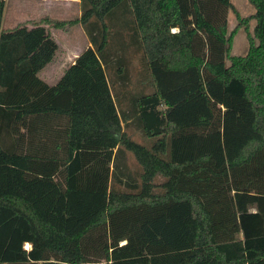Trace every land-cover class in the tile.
I'll use <instances>...</instances> for the list:
<instances>
[{"label": "trees", "instance_id": "obj_1", "mask_svg": "<svg viewBox=\"0 0 264 264\" xmlns=\"http://www.w3.org/2000/svg\"><path fill=\"white\" fill-rule=\"evenodd\" d=\"M247 1L233 56L249 18L229 32L230 0H79L78 20L6 29L0 0V264H264V0ZM77 23L90 47L49 86L50 31Z\"/></svg>", "mask_w": 264, "mask_h": 264}, {"label": "rangeland", "instance_id": "obj_2", "mask_svg": "<svg viewBox=\"0 0 264 264\" xmlns=\"http://www.w3.org/2000/svg\"><path fill=\"white\" fill-rule=\"evenodd\" d=\"M22 4H19L21 7V12L14 13L12 8L14 5V0H7L5 11H4V18L2 21V28L6 29L11 25V21L15 19L22 18V17H30L31 19H36V17L41 14L42 12L47 14H50L48 11V7L45 8V5L39 4L40 0H20ZM232 4V10L228 13V31L231 32L234 30L238 25V18L239 16L241 19L243 18H249V21L247 23V31L244 29H239L236 34L233 37V43L230 50V54L233 56H243L247 49H248V40L247 37L253 35L255 22L250 19L251 15L254 13L253 7L249 4L247 0H230ZM61 4V3H60ZM16 5V4H15ZM18 6V5H16ZM43 6V7H42ZM23 11V12H22ZM75 12V7L72 9V13ZM64 13V12H63ZM42 15V14H41ZM70 16V12L66 15V13L62 14V17ZM71 17V16H70ZM18 18V19H19ZM63 18V19H64ZM72 18V17H71ZM10 22V23H9ZM57 33L54 34V38L58 41L59 48H58V55L56 57V61L54 65V69H51L50 66H48L46 69H44L42 72L39 73V77L42 79H46L47 84H51L52 82H55L57 79H59V76H61L63 69L66 65V58L64 59V53L67 51V41L69 38L72 42V45H68V53L69 55H78L85 49H87L89 46L87 45V40L84 38L83 33L81 32L80 25H75L72 28H70L68 31H58L55 30ZM68 32V33H67ZM52 33V32H51ZM63 36L65 39L63 40L61 36ZM66 44V45H65ZM78 53H74V52ZM64 59V61H60L61 59ZM53 68V67H52ZM129 73L131 77V85L130 91H141V86L139 85V79L140 74L142 71V63L140 60V57L138 55H135L130 62L129 65ZM48 71H52L58 78H53L51 81H49L52 77L48 76ZM54 76V75H53ZM133 139L136 141H141L140 137L137 134H132ZM131 165L134 167L135 162L133 158L130 159Z\"/></svg>", "mask_w": 264, "mask_h": 264}, {"label": "crops", "instance_id": "obj_3", "mask_svg": "<svg viewBox=\"0 0 264 264\" xmlns=\"http://www.w3.org/2000/svg\"><path fill=\"white\" fill-rule=\"evenodd\" d=\"M8 1H10V0H8ZM31 1H33V0H31ZM6 3H7V0H5V6H6ZM15 4L18 5V6H16ZM19 4H22V2L20 0H14V5H13V8H12V10H13L14 13H18L19 12V14H20L21 7H20ZM39 4L45 5V8L48 7L47 9L49 10L48 12L50 14H47L46 15V13L42 12L41 13L42 15L39 14L36 17V19H31L30 17H22V18H19L18 17L19 19L18 18L15 19V22H14V20L11 21V25L8 28H13L16 25L21 24V23L32 22V21H39V20L44 19V18H49V19H51L53 21H73V20H78L80 18V15H81V10H80V6H79V0H40L39 1ZM73 7H75V12L74 13H72ZM4 11H5V8H4ZM63 12L66 13V15L70 12V16L72 18L70 16H67L65 18L62 17V14H64ZM3 18H4V13H3ZM75 25H80L81 32L83 33L84 38H86V40L88 42L87 36L85 35V32H84V29H83L82 25L79 24V23L72 25L67 30H58V31H68L69 32L70 28H72ZM50 32H52L51 34H52V36L54 38V34L57 33V32L54 29H52ZM61 38L63 40L65 39L63 36H61ZM54 39H55L56 43L58 44V41L56 40V38H54ZM70 39L71 38L68 39L67 45L65 44L66 47H67V51L66 52H63L64 53L63 54L64 55V59L66 58L67 61H66V65H65V68L62 71L61 76L63 75L64 71L74 62V60L79 55V53L76 52V51L74 53H78V55L77 54L76 55H72V54L69 55V54H67L68 53V45H72V43L70 44V42H72L71 41L72 39L71 40ZM87 45L90 47L89 42L87 43ZM58 46H59V44H58ZM57 55H58V51L56 52L54 61L51 64L47 65L44 69H46L48 66H50L51 69H54L55 66H51V65H54V63L56 61ZM60 59H61L60 61H62V62L64 61V59H62V58H60ZM48 76L49 77H52L49 81H51L53 78H58V76H56L52 71H48ZM61 76H59V79H60ZM59 79H57L55 82H52L51 84H48V85L49 86L55 85L58 82ZM42 80L46 83V81H45L46 79L45 80L42 79ZM123 244L124 243H121V245H123ZM25 249L26 250H29L30 249V246L28 244H26L25 245Z\"/></svg>", "mask_w": 264, "mask_h": 264}]
</instances>
